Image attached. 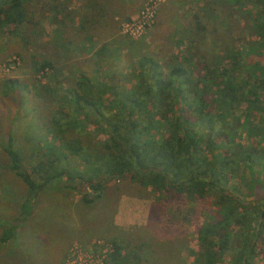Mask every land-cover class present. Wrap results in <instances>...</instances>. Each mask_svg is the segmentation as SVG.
<instances>
[{
	"label": "trees",
	"instance_id": "1",
	"mask_svg": "<svg viewBox=\"0 0 264 264\" xmlns=\"http://www.w3.org/2000/svg\"><path fill=\"white\" fill-rule=\"evenodd\" d=\"M31 1L0 0V33L16 35L24 25L22 42L35 46L42 30L30 11ZM226 1L240 5L243 0ZM255 1L262 7L256 17L249 10L256 39L242 49L248 58L257 54L264 61V17L257 21L264 16V0ZM176 50L167 69L141 54L120 81L113 72L100 74L107 64L105 47L89 60L92 75L78 68L76 74H64L56 57L38 55L33 71L41 76L34 93L50 100L54 110L45 138L35 132L27 137L29 157H38L36 164L25 166L11 135L1 146L8 159L4 168L27 187L18 216L10 223L0 220L1 245L16 237L38 193L54 189L57 181L64 179L70 190L83 192V203L90 204L107 184L127 180L166 202L211 201L212 212L199 222L200 249L193 252L191 264H251L258 256L264 262V120L253 126L247 114L240 125L246 141L238 142L240 133L233 125L239 120L231 113L241 102L248 110L264 112V63L247 64L244 70L253 85H240V51L230 53L232 63L225 68L219 60L207 61L182 46ZM66 77L73 83L63 87ZM24 88L18 79H5L0 95ZM94 133L103 140L89 147ZM112 248L106 264H121V245Z\"/></svg>",
	"mask_w": 264,
	"mask_h": 264
},
{
	"label": "rangeland",
	"instance_id": "2",
	"mask_svg": "<svg viewBox=\"0 0 264 264\" xmlns=\"http://www.w3.org/2000/svg\"><path fill=\"white\" fill-rule=\"evenodd\" d=\"M147 1L128 0V3L118 7L124 14L116 21L118 30L115 27L116 37L113 42L117 43L118 50L114 49L112 52L111 49L104 55L107 64L102 67L100 74L113 72L116 81H120L121 76L128 74L131 64L143 53L159 61L163 69H167L177 52V47L182 46L183 50L190 54L203 55L207 61L219 60L221 66L225 68L232 63L230 53L240 51L239 65L242 68L239 66L238 82L242 85L244 81H248L253 85V80L248 78L244 69L249 63L263 64L264 61L260 60L257 54L248 58L246 48L244 50L242 48L256 39L255 21L249 10H252L256 17L262 8L258 1L253 0L252 4L249 0H243L240 5H232L226 0H162L153 26L142 37L131 42V39L120 33V26L123 22L136 18ZM56 2L57 0H32L29 4L30 11L34 12V18L47 31L48 38L52 28H55ZM263 17H257V21L262 22ZM25 28L23 25L16 35L0 33V86L9 78L18 79L26 86L24 90L10 96L0 95V220L4 224L12 222L18 216L19 206L27 194V187L4 168L8 159L1 146L5 144L8 135H11L14 147L26 158L25 166L36 164L38 157L36 159L29 157L31 153L28 150L27 137L29 132H35L37 138L44 139L50 129V117L54 110V104L50 100L35 96L36 81H39L41 75L34 74L33 66L39 59L38 55L41 52L46 53V50H42L44 48L38 42L39 38L35 46L22 42L21 37ZM114 44L111 43L108 48H114ZM50 52L55 57L54 51ZM89 60L82 58L76 61L78 64L73 66L74 69L78 68L87 75L94 74V66ZM72 74H76V71ZM70 77H66L63 87L72 85L73 79ZM231 113L239 120L233 125L240 133L236 139L238 142L246 141V131L240 125L247 114H250L253 126H261L263 123L261 120H264V112L248 110L246 102H241ZM85 140L87 139L84 138ZM102 140L101 135L94 133L88 138V146L100 144ZM41 159L43 160L42 156ZM57 182L58 185L54 189L46 188L38 193L33 208L37 213L34 217L28 218L17 230L16 237L6 244H0V264H12L11 259L15 264H25L26 261L31 264L58 263V254L51 250L55 248L50 247L56 243L58 235L54 224L57 204L58 207L60 204L57 200H60L61 195L69 196L74 201L77 199L79 205L76 210H85L88 215L96 214L97 217L94 226H89V230H92L89 234L91 238L84 243L75 244L94 250L99 249L97 243L121 245V253L117 258L121 264H191L194 260L193 252L200 249L196 233L202 217L212 212L209 199L202 203L166 202L163 197L158 199V195L149 189L127 180H120L107 184L100 199L85 204L82 201L83 192L70 190L66 187L64 179L61 183ZM85 192L92 194L88 188ZM123 196L144 197L145 201L149 202L147 222L138 229L131 226L124 231L113 229L108 231L100 224L98 216L100 219L104 215L106 220L111 221ZM42 209L43 215L39 212ZM227 258L225 257V260ZM251 264L264 262L261 256H258Z\"/></svg>",
	"mask_w": 264,
	"mask_h": 264
},
{
	"label": "crops",
	"instance_id": "3",
	"mask_svg": "<svg viewBox=\"0 0 264 264\" xmlns=\"http://www.w3.org/2000/svg\"><path fill=\"white\" fill-rule=\"evenodd\" d=\"M126 3L128 0H57L55 7L57 18L56 20L53 18L55 28H52V35L50 34L49 38L46 36L47 31L40 25L42 32L38 42L43 45L42 50H46V53L41 52L40 55L52 56L50 51H54V56L58 60L55 62L56 66L60 64L59 68L74 71L73 66L78 64L76 61L82 58L93 59L97 50L103 47L108 51L116 50L117 43L113 42L116 37V21L118 17L124 15L118 7ZM111 43H115L114 48H108ZM65 71L64 74L68 73ZM60 197V200H57L60 204L59 207L57 204V217L54 224L56 235L57 233L58 235L56 243L50 248H55L51 250L58 254L57 264H64L65 256L73 244L84 243L91 238L89 234L92 230H89V226H94L97 217L96 214L88 215L85 210H76L79 205L77 199L74 201L69 196L61 195ZM148 207L149 202L145 201L144 197L123 196L119 200L117 212L113 214L111 221L106 220L104 215L100 219L98 216V220L108 231L110 229L124 231L131 226H136L138 229L147 222ZM44 209L39 210L42 215ZM36 213L37 211L33 210L29 218L34 217ZM11 262L15 264L12 259ZM25 264L31 263L26 261Z\"/></svg>",
	"mask_w": 264,
	"mask_h": 264
},
{
	"label": "built area",
	"instance_id": "4",
	"mask_svg": "<svg viewBox=\"0 0 264 264\" xmlns=\"http://www.w3.org/2000/svg\"><path fill=\"white\" fill-rule=\"evenodd\" d=\"M162 0H148L136 18L125 21L120 26V33L131 39L142 37L155 23L157 10ZM99 249L94 250L75 244L69 248L64 264H106L108 255L113 251L109 244L97 243Z\"/></svg>",
	"mask_w": 264,
	"mask_h": 264
}]
</instances>
